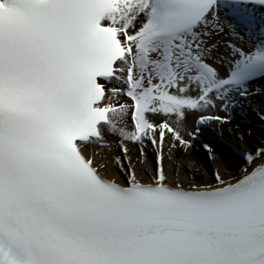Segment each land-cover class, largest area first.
<instances>
[{"label":"snow or ice","instance_id":"snow-or-ice-1","mask_svg":"<svg viewBox=\"0 0 264 264\" xmlns=\"http://www.w3.org/2000/svg\"><path fill=\"white\" fill-rule=\"evenodd\" d=\"M261 82L264 0H0V264H264V138L164 166Z\"/></svg>","mask_w":264,"mask_h":264},{"label":"rangeland","instance_id":"rangeland-1","mask_svg":"<svg viewBox=\"0 0 264 264\" xmlns=\"http://www.w3.org/2000/svg\"><path fill=\"white\" fill-rule=\"evenodd\" d=\"M250 101L254 109H264V91L259 89L250 96ZM228 114V113H227ZM231 118L225 121L224 125H219L212 121L208 122L206 129H204V135H200L196 138L193 144L188 146L191 157L185 159L180 165L177 162L171 160H165L164 166L170 179L183 180L185 183L192 176H201L207 178L209 176V169L215 168L222 174L230 176L234 173L236 164L229 157L225 148H232V146L247 148L245 140H241L243 135L248 139L255 137L256 139L264 138V123H262L254 111H242L237 110L235 113L230 114ZM235 128V129H234ZM194 130V128H193ZM208 136L210 139L215 140L221 146V152H214L211 159L208 158L206 151L203 149V143L208 142L205 139ZM118 138H113L117 140ZM129 149V154L132 157L133 163L137 164L139 168H147L149 171L153 169V156L151 154H145L143 164H139L136 160L138 155V147L130 142H125ZM99 149L97 158L109 162L113 155L119 154L120 149L115 142L111 147H105L100 145H93L89 148L90 152H97ZM165 152H168L167 143L165 146ZM109 175H115V170L109 166Z\"/></svg>","mask_w":264,"mask_h":264},{"label":"bare ground","instance_id":"bare-ground-1","mask_svg":"<svg viewBox=\"0 0 264 264\" xmlns=\"http://www.w3.org/2000/svg\"><path fill=\"white\" fill-rule=\"evenodd\" d=\"M221 114H227V113H221ZM212 122L219 123L220 126L225 124L224 123L225 121L217 122V121L213 120ZM189 126L192 129L195 127L194 124L192 123L191 118L189 120ZM168 156H169V152H165V157H166L165 160H171V161L177 162L178 164L181 165L185 159H188V157L190 159L191 154H190V151H189L188 147L184 148V147H181V146L177 145V147L175 149H173L172 152H171V159H168L167 158ZM233 174L234 173H231V175H233Z\"/></svg>","mask_w":264,"mask_h":264},{"label":"water","instance_id":"water-1","mask_svg":"<svg viewBox=\"0 0 264 264\" xmlns=\"http://www.w3.org/2000/svg\"><path fill=\"white\" fill-rule=\"evenodd\" d=\"M229 145L232 147V144L229 142Z\"/></svg>","mask_w":264,"mask_h":264},{"label":"trees","instance_id":"trees-1","mask_svg":"<svg viewBox=\"0 0 264 264\" xmlns=\"http://www.w3.org/2000/svg\"><path fill=\"white\" fill-rule=\"evenodd\" d=\"M235 129V128H234Z\"/></svg>","mask_w":264,"mask_h":264}]
</instances>
